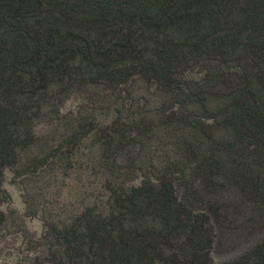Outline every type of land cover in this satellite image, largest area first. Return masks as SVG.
I'll return each mask as SVG.
<instances>
[{
  "label": "trees",
  "instance_id": "16d2710c",
  "mask_svg": "<svg viewBox=\"0 0 264 264\" xmlns=\"http://www.w3.org/2000/svg\"><path fill=\"white\" fill-rule=\"evenodd\" d=\"M83 166L26 264H264V0H0V199Z\"/></svg>",
  "mask_w": 264,
  "mask_h": 264
},
{
  "label": "rangeland",
  "instance_id": "374dc122",
  "mask_svg": "<svg viewBox=\"0 0 264 264\" xmlns=\"http://www.w3.org/2000/svg\"><path fill=\"white\" fill-rule=\"evenodd\" d=\"M140 93L142 95L140 97L148 98L143 91ZM81 94L79 92L71 94L61 109L62 115L70 111L74 113L78 111L82 104ZM148 101L147 110L151 111L154 109L155 100L148 98ZM89 109H95L98 112L97 107L91 106ZM83 153L86 154V150L83 149ZM83 158L84 161L89 159L87 156ZM75 165L78 166L77 162ZM89 166H83L78 170L75 167L76 171L68 176L56 173L54 179L50 181L34 180L36 182L32 184V189L30 186L28 189L32 192H41V195H36L29 205L24 202L25 196L21 189L12 184L11 174L5 172L2 187L8 193L10 201L3 202V199H0V210L7 218L0 232L1 264H26L37 249V241L42 235L45 218L50 214L67 215L82 203L86 186L94 185L95 181L90 173L91 168L85 170V167ZM227 253L220 250L219 255Z\"/></svg>",
  "mask_w": 264,
  "mask_h": 264
}]
</instances>
